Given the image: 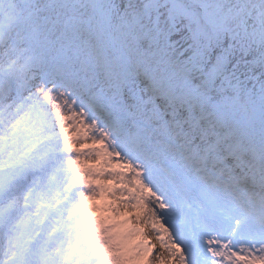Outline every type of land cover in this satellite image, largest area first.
Masks as SVG:
<instances>
[{"label":"snow or ice","instance_id":"1","mask_svg":"<svg viewBox=\"0 0 264 264\" xmlns=\"http://www.w3.org/2000/svg\"><path fill=\"white\" fill-rule=\"evenodd\" d=\"M145 257L264 264V0H0V264Z\"/></svg>","mask_w":264,"mask_h":264},{"label":"rangeland","instance_id":"2","mask_svg":"<svg viewBox=\"0 0 264 264\" xmlns=\"http://www.w3.org/2000/svg\"><path fill=\"white\" fill-rule=\"evenodd\" d=\"M91 143L88 142L83 150H87L88 147H91ZM79 147V146H77ZM81 166L84 169L87 168H93L99 170L100 165L92 162L89 159L82 158L81 159ZM118 170L113 166L112 168L105 169V171H114ZM94 185H103L105 187H118L114 183H110L109 181L100 178V179H95L91 181ZM114 201L110 199L106 194H103L100 196L98 199H93L92 201H89V210H90V215L93 217V219H99L105 222H109L110 220H115V218L112 214V212L109 209V205L113 204ZM95 208V211L92 209ZM133 213L130 212H124L123 215L119 219H129L131 220ZM137 225L135 223H130L129 225H126L125 228L128 227H136ZM140 228L143 229L145 235L144 236H139V237H134L133 238V243H150L151 245H154V251L157 253L159 251H162L159 241L156 239L155 235L151 233V231L147 228L144 227L143 224L139 225ZM152 259V257H147L146 261L143 264H148V260ZM153 264H157L155 260H153Z\"/></svg>","mask_w":264,"mask_h":264},{"label":"bare ground","instance_id":"3","mask_svg":"<svg viewBox=\"0 0 264 264\" xmlns=\"http://www.w3.org/2000/svg\"><path fill=\"white\" fill-rule=\"evenodd\" d=\"M159 245H160V244H159ZM159 252H161V251H159ZM159 252H157V253H159ZM146 258H147V257H145V259H144L143 263L146 261Z\"/></svg>","mask_w":264,"mask_h":264}]
</instances>
